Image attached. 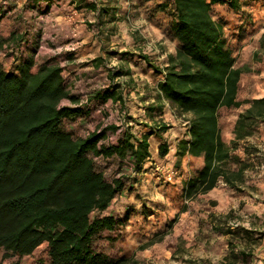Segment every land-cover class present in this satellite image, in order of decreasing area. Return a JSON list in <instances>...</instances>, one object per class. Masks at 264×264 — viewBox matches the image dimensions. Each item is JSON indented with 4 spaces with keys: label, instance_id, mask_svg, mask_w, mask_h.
Segmentation results:
<instances>
[{
    "label": "trees",
    "instance_id": "obj_1",
    "mask_svg": "<svg viewBox=\"0 0 264 264\" xmlns=\"http://www.w3.org/2000/svg\"><path fill=\"white\" fill-rule=\"evenodd\" d=\"M257 1L261 0H166L156 5L170 17L168 33L178 41L175 54L167 56V65L162 69L154 66L164 76L157 99L186 116L189 138L178 142L177 158L185 154L203 157V166L185 182L187 199L206 193L219 180L231 187L245 180L248 163L232 153L235 141L230 145L223 142L218 123L221 107L241 104L236 95L243 70L235 67L224 23L213 18L212 6L224 4L238 11L244 2ZM80 6L96 9L93 2ZM140 56L153 67L147 55ZM32 65L26 60L9 71L0 69L3 257L16 256L12 264H22L20 258L47 243L48 264H136L132 259L113 260L93 248L99 232L124 222L102 214L124 188V177L107 180L93 156L114 157L120 162L127 159L141 170L149 158L148 136L154 127L140 137L122 129L113 143L102 140L108 130L118 128L115 125L75 138L64 121L86 115L89 107L69 91L58 63L44 62L36 72H31ZM89 99L95 105L120 100L121 91L114 84L93 92ZM245 102L250 106L237 118V140L249 135L255 122L264 118V97ZM168 152V143L160 142L158 155ZM239 252L246 255L243 247Z\"/></svg>",
    "mask_w": 264,
    "mask_h": 264
},
{
    "label": "crops",
    "instance_id": "obj_2",
    "mask_svg": "<svg viewBox=\"0 0 264 264\" xmlns=\"http://www.w3.org/2000/svg\"><path fill=\"white\" fill-rule=\"evenodd\" d=\"M105 1L98 0L100 5L96 4V9H90L80 6L84 2H90V0H0V69L9 71L22 62L31 60L33 62L31 72H36L44 62H56L62 67V74L66 69L68 70L67 76L70 77L75 88L80 87L81 89L88 85H93L91 87L93 88L95 86L92 91L79 97V103L82 105H87V99L91 97L93 92L110 85H117L121 91V99H109L99 106L97 104L95 114L99 113L104 105L106 106L105 109L108 110L110 106L120 103V101L123 107L126 104H134L132 109L138 108L139 104L147 101L144 100L138 88L134 89L132 95L126 97L124 88L130 89V84H125L124 80L115 83L108 79L102 85L91 83L96 77L104 73L106 69L104 67L110 66L106 60L112 55V64L118 63L117 67L128 68L132 60L129 56L131 53L127 50L129 40L132 37L126 23L128 19V15L125 16L126 7L119 8L117 6L116 9L114 8L115 10L113 9L114 11L108 10L105 7ZM139 5L132 8V11L135 12L134 15H138ZM214 7H226L229 14L235 16L234 22L228 20V23L224 24L223 30L227 46L235 58V67L243 70L239 77L236 95V100L241 104L238 107H221L218 123L223 142L230 145L231 142L235 141L236 144L232 148V153L236 155L239 153V157L243 159L242 154L244 156L251 154L246 152L244 147L247 144H252L254 137L258 139L259 135V140L264 142V118L260 120L257 131L253 129L249 135L238 140L235 138L237 118L241 112L250 106L245 101L264 97V48L260 47L258 40L264 34V0L244 2L238 11L232 10L224 4H214L212 8ZM245 8L250 10L249 19L244 13ZM126 9L128 10V8ZM154 13V17H144L142 21L148 20L151 23V20L155 21L160 16L169 25L170 17L168 15L166 17L163 15V11L157 9L154 10ZM213 18L216 17L213 16ZM223 18L225 20L226 17L223 16ZM231 29L233 35L229 39L228 31L230 32ZM170 38L173 40V47L168 48L164 41H159L163 52L160 55L161 57L166 55V60L163 62L164 66L167 65V56L175 54L178 47L177 39L171 36ZM67 41L75 42L76 48L73 51L55 52L51 50L50 53L48 46L65 44ZM154 49V52H159L156 47ZM260 55L262 56L260 57ZM114 58H119V60L115 61ZM158 58L160 57L158 56ZM63 60L66 62L65 66L61 65ZM107 72L105 71L106 74ZM157 74L158 82L162 81L163 73ZM67 88L69 89V87ZM74 91L77 90L70 92L73 94ZM150 100L154 102L155 98ZM92 113L93 111L90 112V115ZM168 113L169 115L165 113L166 119L163 121L170 120L171 122H168L167 125L172 124L174 126L177 124V120L170 110ZM95 116L97 117V115ZM81 119L78 117V120L81 121ZM139 121L142 123V119ZM145 122L148 125L143 123L145 124L144 129L150 130L152 122H148L146 119ZM185 129L187 130V126ZM151 130L153 132L150 136L153 137L157 134L156 129L154 127ZM185 133L184 138L179 137L177 141L188 139L189 136L187 132ZM238 148L240 149L237 150ZM174 150L175 159L172 157L173 161L170 163L174 167L176 166L177 174L171 182L162 183L158 181L156 174L151 169H147L148 162L144 164L141 170L133 169L130 176H124V188L115 195L102 213L122 219L124 222L112 230L105 229L99 232L93 241L95 251L104 253L113 260L120 258L149 260L152 257L160 256L156 264H188L186 255L183 257V261L177 260L175 258L177 255L173 254L174 249L172 247L169 250L165 248L162 252L161 246L176 245L180 239L182 242L184 241L186 247L195 244L196 239H198L196 241L198 245L204 246L208 238L201 239L197 236V232L201 228L200 220L206 216L205 213H226L231 209L236 212L237 185L231 187L221 180L206 193H199L192 199L185 198L184 193H182L185 182L203 166V157L185 154L179 159L176 155V147ZM168 153L163 157L158 155L152 159H170L168 156L171 153ZM134 174H136L137 181L135 177H131ZM253 182H257V185L263 184L261 180H253ZM138 183L137 189L134 188ZM247 183L248 179L245 175L244 182L239 186ZM241 189L244 191V188ZM259 191L256 189L254 192H248L259 193ZM199 198L213 200L214 204L209 208L207 207L206 210H201L199 206L194 204L195 200ZM203 221L207 223L209 230H213L211 221H206V219ZM155 235H160L161 239L155 240ZM210 242H212L211 239ZM157 247L160 248L157 249ZM38 250H41V247ZM2 253L3 250H0V256ZM39 256H23L20 258V262L22 264H36L37 259L42 258L43 263H45L47 259L44 257L46 255L41 254ZM10 258L14 261L17 259L16 256H10Z\"/></svg>",
    "mask_w": 264,
    "mask_h": 264
},
{
    "label": "rangeland",
    "instance_id": "obj_3",
    "mask_svg": "<svg viewBox=\"0 0 264 264\" xmlns=\"http://www.w3.org/2000/svg\"><path fill=\"white\" fill-rule=\"evenodd\" d=\"M103 1V0H102ZM166 0H106L105 7L108 10L116 9L117 6L120 8H125V16L128 15V19L126 21L127 27L131 32V39L129 40V47L127 50L131 53L129 56L132 58L130 61L131 65H128V68L117 67L118 63L112 64L113 55L111 57H107L106 60L109 67L104 70V73L99 75L95 78L91 83L92 84H105L109 79L110 82H119L124 80V83H129V88H124L126 91V97L128 95H132L134 89L138 88L141 91V95L143 96L144 100L143 103L138 108L132 109L134 104H126L123 107L120 103L114 104L110 106L107 110L105 109V105L103 106L102 110L95 114L96 106L93 103V99H87V106L89 109L87 110L88 113L86 115L81 116V121L77 119L75 120H65L64 127L68 131H71L75 138L84 136L89 132L106 127L108 125H115L118 128L122 127L123 130L126 128L135 136L140 137L144 135L148 129H144L145 119L149 122H152V127L159 128L160 130L162 127H165L164 130L159 131L156 130V133L153 137L150 135L148 136V143H149V157L155 158L158 156V145L160 142L164 141L168 143L169 146V153L171 155L168 158L175 159L174 156V148L177 146L178 142L177 139L179 137L184 138L186 124V116L181 115L178 112H174L170 105L162 100L157 99L158 95V74L154 71V66L162 69L164 66L163 62L166 60V55L161 57V53L163 54L162 47L159 44V41H164L165 45L169 47H173L172 39L170 38L169 33L167 32L168 22H165L164 19H161L158 16L155 21L151 20V23L147 20L145 22L142 21L144 17H154L153 14L154 10L156 9V5L160 2ZM95 4H99L98 0H90ZM139 5V9L137 10L138 15H134V11H132L133 7ZM224 8V9H223ZM214 7L212 8L213 16L216 17L215 19L221 20L224 24L230 22H234L235 16L229 14V10L226 7ZM114 9V10H115ZM113 10V11H114ZM249 8L244 9V13L247 15V18H250ZM122 13V12H120ZM163 15H168L166 12H163ZM134 16H131V15ZM225 16L222 19V17ZM167 17V16H166ZM163 22H162V21ZM230 30V29H229ZM228 37L232 34V29L228 31ZM240 34V33H239ZM117 40V39H115ZM133 40V41H132ZM260 47L264 48V34L258 39ZM68 43H72L74 48H76L75 42L67 41L65 44L57 45V46H48L51 50L55 52L58 51L61 47L64 48L68 45ZM156 47L159 52H154ZM140 55H147L149 61L152 66L149 65V62L144 60ZM158 56L160 58H158ZM262 55H260L261 57ZM115 61H118L119 58H114ZM62 66L66 65L64 60L62 61ZM165 67V66H164ZM163 67V68H164ZM67 69L63 72V77L67 87H69V91H74L73 94L81 97L82 94L92 91V86L88 85L81 88L83 91L81 92L80 87H74L73 82L70 80V77L67 76ZM105 71H108L107 74ZM128 81V82H127ZM90 86V87H89ZM102 89V88H101ZM155 98V101H151L150 99ZM64 102H67L65 100ZM99 106V105H98ZM101 107V106H100ZM150 107H161V110L157 109L153 110ZM140 108V110H138ZM124 110V113L122 111ZM138 110V111H137ZM168 110L171 111V114L177 120V124L174 126L172 124L167 125V123L171 122L170 120H165V113H168ZM93 111L92 115L90 112ZM112 113V115H111ZM97 115V117L95 116ZM113 116V117H111ZM155 117V118H153ZM171 117V116H170ZM140 119H142V123H140ZM260 126V120L255 122L253 125V129L257 131V127ZM175 132V133H174ZM115 131L108 130L105 139L102 141L107 143L108 139L113 136ZM165 134V135H164ZM174 134V137L172 135ZM180 138V139H181ZM116 139L114 140V142ZM256 145V146H253ZM258 145V146H257ZM259 149H258V148ZM157 149V151H156ZM238 148L237 150H239ZM244 150L248 153V156H244V161L248 163V167L245 170L246 178L248 179V183L242 186H237V210H229L226 213H217L213 214L205 213V217H202L200 220L201 228L197 232V236L202 238H208L204 246L201 244L198 245L196 241L195 244L186 247L184 241L180 239L176 245L172 246H161L162 252L163 249L167 248V250L174 249L173 254L177 255L175 257L177 260H184V256H187V263L188 264H264V142L262 140L253 138L252 144H247L244 147ZM168 153V154H169ZM239 154V153H238ZM237 154V155H238ZM95 166L98 170H101L107 180H112L115 177L119 176H130L131 170L134 168L128 162L127 159L125 161L120 162L117 158H102V157H94ZM169 161H173L172 159ZM147 166V169L149 168ZM234 167V164H233ZM176 168V166H175ZM134 174L131 177H135ZM135 180L138 179L135 177ZM252 180V181H251ZM261 180L263 182L262 185H257V182H253ZM160 181V180H158ZM161 182V181H160ZM163 183V182H162ZM139 186L137 184L136 188ZM244 188V191H241ZM260 190L259 193H249L248 191L254 192L255 190ZM183 193V192H182ZM203 199V200H202ZM196 199L194 204L200 207V209H205L210 206H213V200H204V198ZM208 204V205H207ZM206 221H211L213 223V230H209V226L207 225ZM242 229H246L243 231ZM224 231H232L231 233H226ZM155 240H160V235H155ZM210 239L212 242H210ZM144 246V245H143ZM141 246V248H143ZM245 248L246 255L243 256L240 254V249ZM160 247H157L159 249ZM0 250H3L0 247ZM41 250H39L40 252ZM37 254V256L41 255ZM210 254V255H209ZM40 257V256H39ZM160 257V256H159ZM158 256L152 257L149 260L145 259H136L130 258L136 262V264H156L159 259ZM14 260H11L10 257H3V253L0 256V264H12ZM42 258L37 259L36 264H42Z\"/></svg>",
    "mask_w": 264,
    "mask_h": 264
},
{
    "label": "built area",
    "instance_id": "obj_4",
    "mask_svg": "<svg viewBox=\"0 0 264 264\" xmlns=\"http://www.w3.org/2000/svg\"><path fill=\"white\" fill-rule=\"evenodd\" d=\"M75 48H74V45L72 43H68V45L64 48H60L58 50V52H61V51H66V52H71L73 51ZM57 52V51H56ZM122 131V127H119L115 130V133L113 136H111L108 140L109 141H106L107 143H113L114 140L117 138V136L120 134V132ZM147 162L149 165V169H151L157 176L158 180H160L161 182H164V183H169L171 182L174 177L176 176L177 174V169L173 166L172 163H170L169 159H166L165 160H161V159H152V158H148L147 159ZM45 244V245H43ZM41 244L39 247H41V251H42V254H45L47 260L45 261V263L48 264V257H47V243H43ZM37 247L33 252L32 254L30 255H36L37 254H40L39 250ZM28 256V255H27Z\"/></svg>",
    "mask_w": 264,
    "mask_h": 264
}]
</instances>
